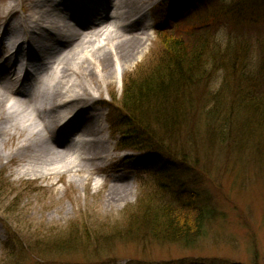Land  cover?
I'll return each instance as SVG.
<instances>
[{"label":"rangeland","instance_id":"rangeland-1","mask_svg":"<svg viewBox=\"0 0 264 264\" xmlns=\"http://www.w3.org/2000/svg\"><path fill=\"white\" fill-rule=\"evenodd\" d=\"M20 1L0 0V5L14 4L17 14H21ZM164 1L151 0L147 17L151 37L143 57L126 62L119 78L116 71L110 85L101 86L99 101L94 105L101 107L102 134L114 147L103 161L105 168L91 174L83 184L80 177L69 178L66 173L49 179L35 172L17 173L20 166L15 162L0 165V264H264L263 129L254 120L237 137L239 140L216 139V133L207 129L205 110L197 108L206 98L209 100L201 105H210L222 85V69L215 67L214 75L192 91L194 105L189 123L198 132L194 137L188 132L183 134L190 163L186 179L189 184H200L217 212V218L195 244L185 247L150 236L154 228L149 215L155 204L149 200L157 198L156 185L149 170L133 168L125 161L127 153L116 147L117 136L124 129L118 118L122 113L119 100L123 84L143 79L156 56L163 52L162 36L157 37L154 31L157 25L164 24L162 30L171 31L183 24L182 32L179 30L183 41L192 35L188 20L174 21V15L164 17ZM247 9V15L253 17L247 22L262 23L260 32H255L254 24L239 23L245 46L250 48L251 67L256 71L261 69L259 55L264 47V8ZM235 21L227 18L219 23L216 39L224 42L230 34L234 37L239 31ZM170 22L175 23L173 27L165 28ZM255 89L264 93L263 77H259ZM111 90L114 99L110 103ZM116 176L128 182L127 190L123 197L108 202ZM142 212L149 214L145 217ZM56 240H62L68 250L55 252L45 244Z\"/></svg>","mask_w":264,"mask_h":264},{"label":"bare ground","instance_id":"bare-ground-1","mask_svg":"<svg viewBox=\"0 0 264 264\" xmlns=\"http://www.w3.org/2000/svg\"><path fill=\"white\" fill-rule=\"evenodd\" d=\"M150 8L151 0H21L17 14L0 5V165L83 184L105 168L114 147L94 105L116 71L143 57ZM125 184L116 176L107 201L123 197Z\"/></svg>","mask_w":264,"mask_h":264},{"label":"trees","instance_id":"trees-1","mask_svg":"<svg viewBox=\"0 0 264 264\" xmlns=\"http://www.w3.org/2000/svg\"><path fill=\"white\" fill-rule=\"evenodd\" d=\"M261 1L168 0L177 21L191 22V37L187 41L180 37L183 24L171 31L160 30L163 52L156 56L143 79L123 86L119 101L122 110L119 117L124 127L119 134L121 149L135 152L129 156L132 165L149 170L157 190V198L149 200L155 204L149 215L154 228L151 237L167 238L190 247L217 218L216 208L205 190L186 179L190 163L185 149L187 138L183 136L188 132L194 137L198 132L189 123L194 105L192 91L214 75L215 67L225 73L222 85L208 107L201 104L209 98L197 107L205 110L207 129L216 133V139L237 140L249 123L256 120L264 137V93L255 89L259 77L264 78V47L259 55L261 69L255 71L249 60L250 48L245 46L239 26L241 22L251 23L257 28L255 32H260L261 22H247L253 18L247 15V7L264 8ZM227 18L236 19L239 31L223 42L216 39L215 31ZM208 25L212 27L209 29ZM165 34L169 36L163 37ZM141 214L146 217L149 213ZM61 241L45 244L55 252L68 250Z\"/></svg>","mask_w":264,"mask_h":264}]
</instances>
